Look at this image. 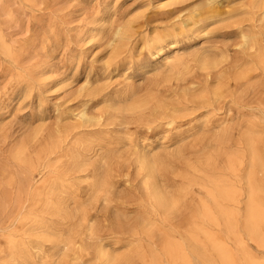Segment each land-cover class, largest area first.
<instances>
[{
	"label": "rangeland",
	"instance_id": "rangeland-1",
	"mask_svg": "<svg viewBox=\"0 0 264 264\" xmlns=\"http://www.w3.org/2000/svg\"><path fill=\"white\" fill-rule=\"evenodd\" d=\"M257 1L0 0V264H107L100 251L114 264H264V225L251 240L243 193L246 127L264 143L263 82L247 72L251 50L240 48L242 36L264 48ZM225 56L218 71L201 67ZM166 59L182 66L171 72ZM217 89L215 109L202 108ZM140 101L145 115L161 110L131 122L124 110ZM82 112L100 123L79 127ZM220 125L234 129L223 146ZM129 137L150 154L162 145L172 153L160 157L156 179L177 200L167 217L140 207ZM96 138L121 142L110 152L106 196H90L92 169L75 166L79 143ZM230 187L235 205L218 195ZM258 200L264 218V194ZM207 206L215 223L198 231L193 217L208 216Z\"/></svg>",
	"mask_w": 264,
	"mask_h": 264
},
{
	"label": "bare ground",
	"instance_id": "bare-ground-1",
	"mask_svg": "<svg viewBox=\"0 0 264 264\" xmlns=\"http://www.w3.org/2000/svg\"><path fill=\"white\" fill-rule=\"evenodd\" d=\"M215 2H216V0H206V5L209 6ZM256 3L260 4L261 6H264V0H258ZM209 8H210V6H209ZM134 34H133V36H134ZM241 39H242V43L240 45V48H247V49L251 50V52H249L247 54L248 57H250V60H249L250 62H247V63L250 64V66H251V68L248 69L249 71H247V72H256V76H261V79L263 82L262 88L264 91V48H261L257 44V42L254 41L255 39L250 41V39L246 36H242ZM167 47H170L169 49L173 48L174 42H169V44H167ZM229 61H230V59H228V56H225V57H222L220 62H213L212 61L209 64L207 61H203V62H201V67L203 69L208 68L211 70L218 71L222 64H224V63H225V65L229 64ZM165 64H167L169 66V69L171 72L178 70V68L180 66H182V62L179 59H176L174 61L166 59ZM247 74L248 73H245L244 76H247ZM63 79H65V78H63ZM237 80H238V77H237L236 81ZM239 83H241V82H239ZM86 85L87 84H85V86ZM80 91H81V89H80ZM182 95H183V93H182ZM219 96H220V89H217L213 92L212 98H214V99H212V101L205 100V97L201 98V100H203L201 103V105L203 106L202 108H204V106H205V107H208L209 109L212 108L214 110L215 105L218 103V100L216 98H218ZM263 97H264V92H263ZM156 108L161 110V107L159 105H157L154 107L153 110L150 111L149 115H145L144 113H146V111H148L150 109L149 104L146 101L145 102L140 101V102L133 103L131 106L126 108L124 111L131 113V115H132L130 117L131 122L140 123L142 121L150 120L151 116L157 115ZM260 109L264 113V105H262L260 107ZM120 110H119V112H120ZM160 114H163V112H161ZM79 119L82 121V123L79 127H91L94 125H98L101 121L100 116H90L86 112H82L79 115ZM109 119H111L112 123L117 122L118 126L128 125L130 123L129 120L125 119L124 117H119V116H114V115H111L109 117ZM157 119H158V117L152 118V122L156 121ZM148 124H151V123H148ZM209 125H210V123L206 122V123H204L203 127L207 128ZM253 128H254V126H252V125H248L246 127L244 146H245V149L247 151L248 158H249L248 159L249 160V168L243 177V184H244L243 193H244L245 200H246V202H245V208L246 209L245 210H246V214H247L246 225L248 227L247 230L249 231V237L251 240H252V237L254 235L253 232L255 230H257L258 226L264 225L263 212H260V208L262 206L258 200V198H261V196L264 194V156L258 150V145L261 142L262 138L257 136V134L255 133ZM217 130H220V131H218V134H217L219 137L216 140V145L217 146L226 145L227 142H229V140H230L229 134L234 129L231 127H221V125H220L219 129H217ZM120 144H121L120 141L113 144V142H111V141L104 142L103 140L97 139V138L91 139V140L89 139L85 142L79 143V145H78L79 151L76 154V161H75L76 165L75 164L74 165L78 169H82L84 167L85 168L90 167L92 169L95 181L90 186V196H106L109 192L112 193V190L114 189V185H111V183H109L107 181L106 175L108 173H110V169H111L110 163L112 160V156H110V152H112L113 150H116L118 148L117 146H119ZM127 144L129 147L133 148L135 153H136L137 176H142V184L140 185V187H141V190L144 191L146 199L140 202L141 209L149 210L150 212H156L158 209H160L165 213L164 215L166 217L169 216L172 211L173 212L175 211V204H176L175 201H177V200L173 201V199L171 200V198L168 199L167 197H165L162 194V191L158 188L157 180H156L157 177H159V173H160L162 167L164 166L162 163V159L160 157L166 158L170 154H172L170 152L164 151V149H167L168 146L162 145L159 147L160 149H163L162 153L156 152V153L150 154V152L145 151V146L142 147V149H140L139 146L137 145L136 141L131 137L128 138ZM260 144L262 145L264 143L261 142ZM111 146H113V147H111ZM60 183H61V181H60ZM70 187H71L70 185H66V186H64L63 184L58 185V188H62V189L63 188L68 189ZM218 195H219V198L226 201L228 205H235V203H237L238 196H239L238 191L235 190L234 188H231V187L228 191L227 190H224V191L218 190ZM209 198L212 201L215 208H218L219 204L215 200L216 196H210ZM53 206L55 207L54 209L59 208V205L57 206V204H53ZM207 208H210V206L206 207V210H207L206 212H207L208 216H206V215L204 216L203 213L199 212V214L195 213V215L193 217L194 220H196L195 223L196 222L198 223L197 228H196L198 231L200 229L201 223H205V222L211 223V224L215 223V220L213 218H210L211 215L215 217V213L213 211H211L210 209H207ZM166 217H164V219H166ZM260 217H262V219H260ZM81 218H82V221H85V213H81ZM71 243H73V242L69 241V245ZM64 247L66 248L67 246H64ZM175 255L177 256L176 258L179 260L178 254H175ZM99 257L104 259L107 264H114L115 260H116L113 257H109L104 251L99 252ZM170 260L172 262L174 261V259H170Z\"/></svg>",
	"mask_w": 264,
	"mask_h": 264
}]
</instances>
